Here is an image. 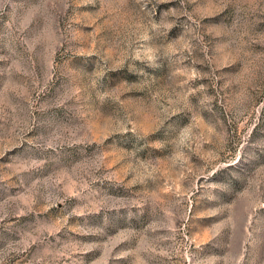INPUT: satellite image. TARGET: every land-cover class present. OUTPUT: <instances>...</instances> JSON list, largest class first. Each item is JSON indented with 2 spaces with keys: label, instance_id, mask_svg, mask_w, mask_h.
Returning <instances> with one entry per match:
<instances>
[{
  "label": "rangeland",
  "instance_id": "374dc122",
  "mask_svg": "<svg viewBox=\"0 0 264 264\" xmlns=\"http://www.w3.org/2000/svg\"><path fill=\"white\" fill-rule=\"evenodd\" d=\"M0 264H264V0H0Z\"/></svg>",
  "mask_w": 264,
  "mask_h": 264
}]
</instances>
